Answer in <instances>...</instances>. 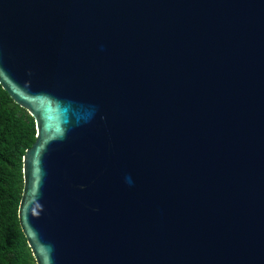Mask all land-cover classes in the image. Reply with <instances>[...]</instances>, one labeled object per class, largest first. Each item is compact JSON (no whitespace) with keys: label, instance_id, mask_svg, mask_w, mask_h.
Returning a JSON list of instances; mask_svg holds the SVG:
<instances>
[{"label":"water","instance_id":"1","mask_svg":"<svg viewBox=\"0 0 264 264\" xmlns=\"http://www.w3.org/2000/svg\"><path fill=\"white\" fill-rule=\"evenodd\" d=\"M0 84L37 264H264V0H0Z\"/></svg>","mask_w":264,"mask_h":264},{"label":"trees","instance_id":"2","mask_svg":"<svg viewBox=\"0 0 264 264\" xmlns=\"http://www.w3.org/2000/svg\"><path fill=\"white\" fill-rule=\"evenodd\" d=\"M36 135L34 117L0 84V264H37L19 221L24 155Z\"/></svg>","mask_w":264,"mask_h":264}]
</instances>
